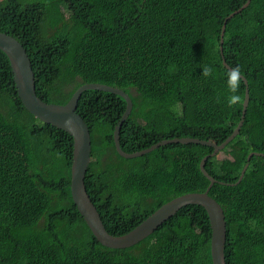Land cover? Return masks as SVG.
I'll return each instance as SVG.
<instances>
[{
    "label": "trees",
    "instance_id": "1",
    "mask_svg": "<svg viewBox=\"0 0 264 264\" xmlns=\"http://www.w3.org/2000/svg\"><path fill=\"white\" fill-rule=\"evenodd\" d=\"M247 0H0V31L27 49L39 97L67 103L84 83L131 95L120 143L136 152L167 138L224 142L242 118L220 51L222 26ZM223 53L248 81L240 132L223 149L173 142L136 157L119 154L122 96L82 92L77 112L92 142L85 184L107 230L127 233L164 203L207 190L227 221V264H264V0L225 23ZM213 73L205 76L203 67ZM74 137L24 106L0 49V264H213L204 206L188 204L127 248L99 242L71 192ZM255 152L250 160L248 155ZM248 167L241 176L242 169Z\"/></svg>",
    "mask_w": 264,
    "mask_h": 264
},
{
    "label": "water",
    "instance_id": "2",
    "mask_svg": "<svg viewBox=\"0 0 264 264\" xmlns=\"http://www.w3.org/2000/svg\"><path fill=\"white\" fill-rule=\"evenodd\" d=\"M250 3L251 0H247L240 8L233 11L229 16H227L222 26L220 51L223 63L228 69L232 67L228 65L223 53L224 33L226 27L225 23L229 18L241 12ZM0 49L3 50L10 59L16 87L25 107L40 120L57 126L58 128L67 131L74 137L73 161L71 166V192L78 210L99 242L112 248L131 247L152 234L164 221L176 214L183 206L188 204H199L204 206L210 218L212 227L211 253L213 263L227 264L225 256L227 241V221L225 212L221 204L208 193L212 185L217 181V179L211 176L205 168V162L209 155L205 156L201 162V169L203 173L210 179V184L207 190L202 192H188L174 197L160 206L127 233L116 235L107 230L101 214L99 213L95 203L92 201L85 184L86 173L91 161L92 142L89 126L85 119L77 112V106L82 92L87 89L104 90L118 94L125 98L127 101L126 110L114 130L116 149L123 157L130 158L140 156L161 145L173 142H193L212 146L214 150L210 155L214 156L227 146V144L240 132L243 125L250 100L248 81L245 76L241 75L247 87L242 118L233 133L224 142L219 144L212 140L195 137H175L163 139L150 147L143 148L142 150H138L136 152H126L121 147L120 131L123 122L129 117L133 109V101L129 93L116 86L98 82H88L79 86L67 103L61 104L44 101L37 94L35 72L25 46L14 36L0 31ZM254 153L255 152H251L248 155V160H250ZM247 167L248 162L242 169L238 182L242 179Z\"/></svg>",
    "mask_w": 264,
    "mask_h": 264
},
{
    "label": "clouds",
    "instance_id": "3",
    "mask_svg": "<svg viewBox=\"0 0 264 264\" xmlns=\"http://www.w3.org/2000/svg\"><path fill=\"white\" fill-rule=\"evenodd\" d=\"M213 71L214 70H213V68L211 66H205L202 69V72H203V74L205 76L211 75L213 73ZM241 71L242 70H241V68L239 66H236L234 68H229V69L226 70V73H225L226 77H227L226 83H227L228 89H229V91L231 93V95H229L228 98H227V103L229 105H233L238 100H240V96L238 94H236V93H237V89H238V87L240 85V81H241ZM221 152H223V150L220 151L218 154H220ZM211 256H212V253H211ZM212 262H213V259H212Z\"/></svg>",
    "mask_w": 264,
    "mask_h": 264
},
{
    "label": "rangeland",
    "instance_id": "4",
    "mask_svg": "<svg viewBox=\"0 0 264 264\" xmlns=\"http://www.w3.org/2000/svg\"><path fill=\"white\" fill-rule=\"evenodd\" d=\"M223 155L225 156L226 154H225L224 152H221V153L219 154V157H223Z\"/></svg>",
    "mask_w": 264,
    "mask_h": 264
}]
</instances>
